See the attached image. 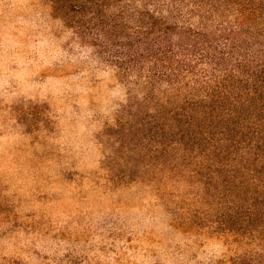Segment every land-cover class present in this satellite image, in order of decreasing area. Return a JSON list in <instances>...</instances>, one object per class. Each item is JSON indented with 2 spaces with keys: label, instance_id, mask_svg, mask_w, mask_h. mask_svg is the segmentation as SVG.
Returning a JSON list of instances; mask_svg holds the SVG:
<instances>
[{
  "label": "rangeland",
  "instance_id": "1",
  "mask_svg": "<svg viewBox=\"0 0 264 264\" xmlns=\"http://www.w3.org/2000/svg\"><path fill=\"white\" fill-rule=\"evenodd\" d=\"M87 1L0 0V264L260 253L222 226L237 203L156 165L134 116L144 92L115 57L118 0Z\"/></svg>",
  "mask_w": 264,
  "mask_h": 264
},
{
  "label": "trees",
  "instance_id": "2",
  "mask_svg": "<svg viewBox=\"0 0 264 264\" xmlns=\"http://www.w3.org/2000/svg\"><path fill=\"white\" fill-rule=\"evenodd\" d=\"M117 46L156 165L237 203L222 226L264 246V0H118Z\"/></svg>",
  "mask_w": 264,
  "mask_h": 264
}]
</instances>
